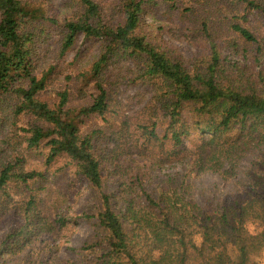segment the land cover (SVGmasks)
<instances>
[{"label": "trees", "instance_id": "obj_1", "mask_svg": "<svg viewBox=\"0 0 264 264\" xmlns=\"http://www.w3.org/2000/svg\"><path fill=\"white\" fill-rule=\"evenodd\" d=\"M149 1L120 0L122 21L112 25L105 21L97 2L80 0L84 13L79 20L65 23L61 55L71 51L81 35L106 43L91 71L81 76L84 88L94 86L96 97L86 106L69 108L65 92L52 108L32 88L36 84V35L30 28L46 16L24 0H0V111L10 98H18V113L34 120L20 129V141L29 150L45 144L47 165L68 160L101 193L100 236L80 249L82 264H264V35L257 37L242 25L249 23L250 16L264 25V0H235L244 5V15L231 19L226 15L217 29L236 33L237 39L231 42L212 31L215 5L195 0L188 12L207 14L202 27L208 54L192 62L150 39L143 19ZM220 45L230 48L240 61L226 55ZM120 57L138 63L142 80L156 83L170 122L160 135L156 123L140 126L125 119L114 132L117 140L133 141L129 151L135 146L162 161L187 163L195 172L213 171L226 180L239 176L244 159L253 156L243 173L244 198L210 213L188 199L182 184L157 195L142 188L140 202L127 199L123 214L115 210L111 195L104 192L103 162L96 150V138L102 132L83 134L81 129L86 119L109 114L105 71ZM28 81L30 88L24 89ZM186 108L191 109L192 123L184 119ZM1 145L12 147L6 139ZM0 160V207L11 210L7 199L12 185L30 193L14 205L25 223L0 243V255L23 252L37 237L69 226L67 219H47L42 212L32 186L47 180L43 171L23 168L19 156L9 162L7 157Z\"/></svg>", "mask_w": 264, "mask_h": 264}, {"label": "rangeland", "instance_id": "obj_2", "mask_svg": "<svg viewBox=\"0 0 264 264\" xmlns=\"http://www.w3.org/2000/svg\"><path fill=\"white\" fill-rule=\"evenodd\" d=\"M24 1L43 11L46 16V20L36 21L30 28L36 35L33 56L36 84L32 88L39 90L37 98L54 108L60 102V95L67 92L69 108H80L92 103L96 97L95 88L93 85L84 88L81 76L91 71L106 43L85 40L81 35L75 47L66 55H61L65 23L79 20L84 13L80 0ZM94 1L100 5L106 22L118 25L122 21L120 0ZM208 1L215 5V14L210 21L212 31H216L217 36L225 41L236 40V33L227 32L225 28L218 32V26L225 21L226 15H229L228 19L237 15L242 17L244 5L235 0ZM194 5L195 0H150L144 6L143 15L144 30L150 39L165 51L174 52L190 62L202 58L204 53L208 54L206 34L202 27L207 14L204 11L195 14L188 12ZM217 7L220 8L219 13ZM242 25L250 28L257 37L264 35V25L256 17L250 16L249 23ZM220 46L226 55H230L234 61H240L230 48ZM140 73V66L133 60L122 57L112 60L104 77L105 88L111 99L110 112L106 118L94 116L86 119L81 129L83 134L102 132L96 138V150L103 162L104 192L111 195L115 210L123 214L127 199L136 198L140 202L142 188L157 195L163 189L182 184L187 189L188 199L210 213L237 198H244L243 173L250 166L253 156L244 159L239 176L226 180L220 173L213 171L195 172L187 163L162 161L160 157L137 150L135 146L134 150L129 151L134 145L133 141L126 138L117 140L114 132L125 119L140 126L156 123L160 135L164 134L170 122L164 108L165 99L161 100L156 83L142 80ZM29 85L28 81L22 87L28 89ZM82 90L84 93L81 94ZM20 106L18 98H10L3 106V114L0 111V122H4L2 128L0 124V141L6 139L12 145H1L0 159L7 157L9 162L19 156L24 160L23 168L43 171L47 180L32 188L37 190L36 196L40 197L44 216L52 220L65 218L70 222L61 231L37 237L23 252L0 255V264H82L84 258L79 253L80 249L92 244L100 236L97 215L101 210V193L79 175L68 160L58 159L47 165L49 150L45 144L36 150H29L27 144L20 141V129L34 121L30 116L18 113ZM190 110L186 108L184 113L187 123H192ZM15 125L17 127L13 128ZM29 194L25 188L11 186L7 199L11 210L0 207V243L24 225V215L15 210L14 205L18 206L24 200L23 197Z\"/></svg>", "mask_w": 264, "mask_h": 264}]
</instances>
